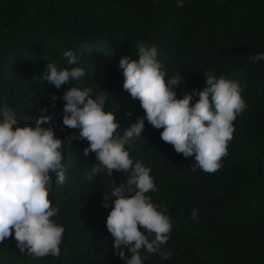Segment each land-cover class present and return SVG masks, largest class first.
Listing matches in <instances>:
<instances>
[{"label": "trees", "instance_id": "trees-1", "mask_svg": "<svg viewBox=\"0 0 264 264\" xmlns=\"http://www.w3.org/2000/svg\"><path fill=\"white\" fill-rule=\"evenodd\" d=\"M138 42L157 47L166 82L178 72L186 77L174 86L178 99L202 90L211 71L238 82L248 105L233 121L228 154L214 173L193 171L194 158L176 153L147 120L141 137L126 145L134 163L151 169L157 190L145 195L168 209L172 224L164 246L171 257L145 252L142 264H264V60H249L264 53V0H0V108L12 107L21 126L51 117L42 127L63 140L66 176L59 185L50 173L48 198L59 208L50 219L64 228L59 257L30 258L10 237L0 243V264H124L106 228L111 185L104 173L86 178L99 161L84 155L87 141L70 142L78 133L62 123L63 92L76 84L57 89L44 78L48 63L84 68L82 87L94 96L106 91L104 111L115 110L123 130L144 116L123 90L119 67L122 57L138 59ZM68 50L75 65L63 56ZM109 179L120 184L127 176L113 171Z\"/></svg>", "mask_w": 264, "mask_h": 264}, {"label": "clouds", "instance_id": "clouds-1", "mask_svg": "<svg viewBox=\"0 0 264 264\" xmlns=\"http://www.w3.org/2000/svg\"><path fill=\"white\" fill-rule=\"evenodd\" d=\"M138 59L122 57L123 90L133 99H138L144 110L143 117L121 129L115 110L104 111L106 95H95L89 87H82L86 75L82 67L58 69L47 64L44 80L55 88L75 82L63 92V126L75 129L70 134L73 140L87 141L85 156L94 153L99 161L91 167L86 178L104 173L111 190L104 195L103 207L111 210L106 218V228L111 234L116 255L124 264H142L148 255L168 259L171 249H165L172 229L167 208L154 205L146 193L157 190L151 169L140 161L134 163L126 145L141 137L145 120L160 132L161 139L172 145L178 154L194 158L192 170L207 173L218 171L222 159L228 154V142L233 138V121L247 110L241 97V85L213 72L204 73L206 86L193 89L177 98L174 86L186 80L178 73L165 81L167 76L158 61L156 46L138 42ZM69 65H75L78 57L71 51L63 53ZM251 61L264 60V53L249 56ZM198 97L195 103H190ZM55 99V96H53ZM46 109H41V112ZM126 115L131 116L128 112ZM51 117L41 115L35 126L24 124L12 107L0 108V243L12 237L21 254L30 258L49 254L59 257L63 226L50 218L57 215L48 198L53 191L51 174L56 183L66 181L65 162L60 151L63 140L57 138L52 127H42ZM113 171L123 172L127 179L116 184ZM198 210L193 209L191 218L196 221ZM142 229V230H141ZM14 230V232H13ZM148 255H143L142 253ZM130 254V257H129Z\"/></svg>", "mask_w": 264, "mask_h": 264}]
</instances>
